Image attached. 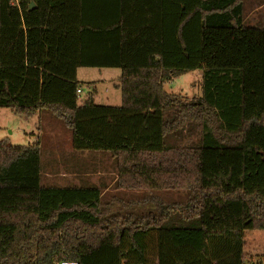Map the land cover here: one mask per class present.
Here are the masks:
<instances>
[{
	"label": "trees",
	"instance_id": "trees-1",
	"mask_svg": "<svg viewBox=\"0 0 264 264\" xmlns=\"http://www.w3.org/2000/svg\"><path fill=\"white\" fill-rule=\"evenodd\" d=\"M79 69L119 70L120 106L80 101ZM196 70L199 97L165 91ZM0 109L46 112L75 152L110 154L114 189L187 196L112 214L98 187L42 185L39 140L1 142L0 264H251L264 28L246 26L243 0H0Z\"/></svg>",
	"mask_w": 264,
	"mask_h": 264
},
{
	"label": "rangeland",
	"instance_id": "rangeland-1",
	"mask_svg": "<svg viewBox=\"0 0 264 264\" xmlns=\"http://www.w3.org/2000/svg\"><path fill=\"white\" fill-rule=\"evenodd\" d=\"M243 7V18L246 26L264 28V0H243ZM77 73L81 91L79 94L80 101L91 97L96 105L120 106V92L116 88L119 84V70L81 69ZM201 84L202 72L196 70L165 83L164 89L168 94L180 95L188 100L201 95ZM38 115L28 118L15 115L9 109H0V143L6 142L12 146L27 147L39 140L41 176L46 172H50L51 175L60 174V177H64L62 173L80 174L83 172L89 176L80 186H93L90 183H97V173L106 174V177L116 173L115 161L110 154L75 152L70 146L69 131L62 123L46 112ZM186 143L187 141L182 142L181 146L186 145ZM113 174L111 177H114ZM54 179L61 180L54 182L55 186H76L74 184L78 183L72 177H56ZM41 183L44 186H50V182L44 177H42ZM146 193L135 195L107 193L102 196V203H111L110 213L117 214L130 210L142 213L148 209L144 206L146 199H148L147 201L157 199L169 205L187 202L186 192L156 191L152 194ZM127 204L133 208L128 210ZM243 251L247 256V262L264 264V231H246L244 233Z\"/></svg>",
	"mask_w": 264,
	"mask_h": 264
},
{
	"label": "crops",
	"instance_id": "crops-1",
	"mask_svg": "<svg viewBox=\"0 0 264 264\" xmlns=\"http://www.w3.org/2000/svg\"><path fill=\"white\" fill-rule=\"evenodd\" d=\"M243 9H244V7H243ZM243 15H244V12H243ZM79 70H81V69H79ZM69 135H70V133H69ZM69 140H70V137H69ZM62 174H64L63 175L64 177H60V174L59 175L58 174L57 175H51L50 172H46L42 177L47 179V181L50 182V185H54V182L56 183L57 181H61L60 179H54L56 177H59V178H71L72 177L73 179H75L78 182L77 184H74V185L80 186L82 183H84L86 181V178H88V176H89V174H84L83 172L80 173V174H67V173H62ZM112 174H109L107 176L111 177ZM113 175H114V177L108 178V177H106V174L103 175L101 173H97L96 174V177L98 178L97 183L96 184L90 183V184H92L93 186L98 187L100 190H102V196H104L107 193H113V194L126 193V194H134V195L135 194H139V193H144V192H122V191H119L117 189H113L114 182L117 179L116 173L113 174ZM62 182H64V181L62 180ZM154 192H156V191H154ZM152 193L153 192H150L149 194H152ZM146 194H148V192ZM147 200L148 199L145 200V205L144 206L146 208H148V209H145L142 213L157 212L158 211V202H160V201L157 200V199H155V200L154 199H150L149 201H147ZM163 203H165V202H163ZM111 207L112 206H108V210ZM132 208L133 207H131L130 209H132ZM130 212H134V211L130 210ZM134 213H137V212H134Z\"/></svg>",
	"mask_w": 264,
	"mask_h": 264
},
{
	"label": "built area",
	"instance_id": "built-area-1",
	"mask_svg": "<svg viewBox=\"0 0 264 264\" xmlns=\"http://www.w3.org/2000/svg\"><path fill=\"white\" fill-rule=\"evenodd\" d=\"M78 93H80V91H77Z\"/></svg>",
	"mask_w": 264,
	"mask_h": 264
},
{
	"label": "water",
	"instance_id": "water-1",
	"mask_svg": "<svg viewBox=\"0 0 264 264\" xmlns=\"http://www.w3.org/2000/svg\"><path fill=\"white\" fill-rule=\"evenodd\" d=\"M33 5L31 4V7H32Z\"/></svg>",
	"mask_w": 264,
	"mask_h": 264
}]
</instances>
